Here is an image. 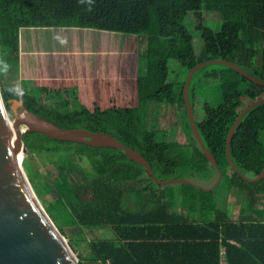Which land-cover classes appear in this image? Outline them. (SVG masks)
Wrapping results in <instances>:
<instances>
[{"label": "trees", "instance_id": "16d2710c", "mask_svg": "<svg viewBox=\"0 0 264 264\" xmlns=\"http://www.w3.org/2000/svg\"><path fill=\"white\" fill-rule=\"evenodd\" d=\"M208 14L220 16L219 30L207 23ZM193 30L202 34L201 55ZM67 31L73 35H65ZM143 37L146 42L139 50ZM116 42L119 46L113 49ZM261 42L264 0H0V73L4 66L24 68L39 94L60 100L50 109L35 97L4 91L6 102L19 100L33 114L63 128L114 135L139 151L160 181L183 179L181 171L215 183L219 179L218 168L191 126L184 100L188 80L168 84L169 61H178L190 73L205 62L225 60L264 80ZM205 82L216 85L220 105L214 108L206 102L203 118H198L196 92ZM77 90L80 111L61 114L73 105ZM191 100L204 141L223 169V182L256 198L264 192V180L245 181L232 168L226 147L241 111L263 101L264 88L217 64L196 73ZM151 105L183 108L188 142L179 141L170 130L149 129ZM23 140L29 179L41 200L52 196L46 210L61 233L78 226L108 228L115 235L111 239L80 233L77 244L88 249L80 264H119L116 256L126 252L128 242L159 238L158 233L168 238L174 231L212 241L215 264H221L222 248L228 246L222 240L237 227L222 225L215 192L186 184L162 186L115 147L58 140L39 132H26ZM231 153L245 176H260L264 105L238 125Z\"/></svg>", "mask_w": 264, "mask_h": 264}, {"label": "water", "instance_id": "95a60500", "mask_svg": "<svg viewBox=\"0 0 264 264\" xmlns=\"http://www.w3.org/2000/svg\"><path fill=\"white\" fill-rule=\"evenodd\" d=\"M222 64L264 88V80L225 60L205 62L194 68L184 87V100L193 131L205 155L218 168L219 179L210 188H205L189 179L160 181L149 161L137 150L126 145L108 132H96L85 128H63L46 118L33 114L19 100L6 102L0 85V264H80L82 256L61 233L38 197L24 165L22 155L26 151L24 133H44L54 139L75 141L95 147H115L146 168L149 176L162 186L173 184L193 185L208 192L216 191L224 180L223 169L216 155L209 149L198 126L191 100V86L196 73L205 67ZM264 105V100L241 111L227 137V156L232 168L245 181L259 183L264 180V170L257 178L243 174L233 160L231 141L241 121L252 111ZM10 107V109H9ZM10 112L15 115L12 121ZM22 129H25L22 133ZM17 139L21 147L16 148Z\"/></svg>", "mask_w": 264, "mask_h": 264}, {"label": "crops", "instance_id": "0c3cea01", "mask_svg": "<svg viewBox=\"0 0 264 264\" xmlns=\"http://www.w3.org/2000/svg\"><path fill=\"white\" fill-rule=\"evenodd\" d=\"M183 119V118H182ZM183 142V140L178 139ZM188 142V141H184ZM231 191H236L232 188ZM238 191V190H237ZM241 191V190H240ZM242 200L220 202L222 225H235L222 248L221 264H264V196L254 198L240 192ZM240 196V197H242ZM234 202V201H233ZM201 215V214H200ZM201 216H197L199 219ZM159 238L130 241L126 252L116 256L119 264H215L212 241L186 238L183 232H169ZM189 237V236H188ZM111 239L115 238L113 234Z\"/></svg>", "mask_w": 264, "mask_h": 264}, {"label": "rangeland", "instance_id": "374dc122", "mask_svg": "<svg viewBox=\"0 0 264 264\" xmlns=\"http://www.w3.org/2000/svg\"><path fill=\"white\" fill-rule=\"evenodd\" d=\"M207 23L211 26H214L217 30H219L222 26V19L217 14H208L207 15ZM191 27V24L188 23ZM74 31H67L64 32L65 35L72 34ZM193 34L195 35V44L197 51L201 55L204 50V42L202 38V34L200 32H195L193 30ZM146 42V38L143 37L139 41V50L142 49L144 43ZM119 46V44L112 43L111 47L114 49ZM258 47L260 49L264 48V42H261ZM136 50V49H135ZM2 60V52L0 48V61ZM189 70L186 68H183L182 65L174 60L171 59L169 61V75H168V84H182L188 80L189 77ZM0 85L2 92L8 91L12 93H17L21 95H28L35 97L39 103L50 109H56V106L60 103V100L55 97L54 95L49 96H43L38 93L37 86L31 80L30 77H28V74L26 72V69L24 68H14L9 66L2 67V71L0 73ZM216 85L212 82L204 83L199 87L197 90V101H196V109H197V116L198 118H203L204 114V104L208 102L212 107L216 108L220 105V98L217 94V91L215 89ZM80 97V90H77L73 92L72 100L73 105L70 106L67 109L60 110L61 114L64 115H73L75 112L80 111L81 105L77 102H75V98ZM12 120H15V115L10 112ZM184 118V109L181 107H172L169 105H151L148 108V116H147V127L149 129H167L170 130V133L175 136L177 139H181L184 141H188L187 135H185L184 129H183V119ZM24 162V154L21 156ZM33 164L37 161H30ZM25 165V163H24ZM26 167V166H25ZM187 170V169H182ZM183 179H189L193 181L196 184H199L205 188H210L214 185L215 179L209 180L201 177H193L188 172L181 171ZM29 174V173H28ZM232 186L228 181H224L222 185L216 190L215 196L217 200L220 202L225 201H232L234 204L235 201L242 200L244 197L241 195L239 189L234 188L236 191H231ZM238 190V191H237ZM259 193V192H258ZM260 196H264V192L262 191ZM242 196V197H240ZM41 203L43 206L47 207V205L52 201V196L45 197L44 200H41ZM234 201V202H233ZM85 233L89 235V237L97 236L101 238H110L114 233L106 228H100V229H87L83 230L82 228L78 226L69 227L66 230V238L69 240V242L73 245V247L78 251V253L84 257V255L88 252L87 245L84 246L81 249L78 244L77 240L79 238V234ZM100 264V263H98Z\"/></svg>", "mask_w": 264, "mask_h": 264}, {"label": "bare ground", "instance_id": "6f19581e", "mask_svg": "<svg viewBox=\"0 0 264 264\" xmlns=\"http://www.w3.org/2000/svg\"><path fill=\"white\" fill-rule=\"evenodd\" d=\"M12 121L14 122V120H12ZM21 131L23 133V131H25V129H22ZM20 147H21V140L20 139H17V141H16V148L19 150Z\"/></svg>", "mask_w": 264, "mask_h": 264}]
</instances>
